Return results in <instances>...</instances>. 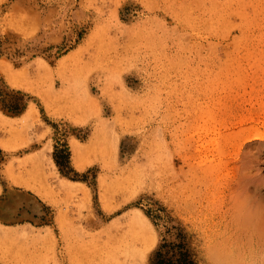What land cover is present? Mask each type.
<instances>
[{
    "label": "rangeland",
    "instance_id": "374dc122",
    "mask_svg": "<svg viewBox=\"0 0 264 264\" xmlns=\"http://www.w3.org/2000/svg\"><path fill=\"white\" fill-rule=\"evenodd\" d=\"M154 202L264 264V0H0V264H147Z\"/></svg>",
    "mask_w": 264,
    "mask_h": 264
},
{
    "label": "trees",
    "instance_id": "16d2710c",
    "mask_svg": "<svg viewBox=\"0 0 264 264\" xmlns=\"http://www.w3.org/2000/svg\"><path fill=\"white\" fill-rule=\"evenodd\" d=\"M17 107L7 111L18 114L22 107L19 109ZM53 160L62 175L67 176L64 169L73 171L69 166V149L67 146L61 150L54 148ZM78 175L74 172V176L68 178L84 181V179L78 178ZM152 206V208L143 210V213L156 228L158 240L148 257L147 264H199L191 236L184 226L157 202H154Z\"/></svg>",
    "mask_w": 264,
    "mask_h": 264
},
{
    "label": "bare ground",
    "instance_id": "6f19581e",
    "mask_svg": "<svg viewBox=\"0 0 264 264\" xmlns=\"http://www.w3.org/2000/svg\"><path fill=\"white\" fill-rule=\"evenodd\" d=\"M256 131H257V130H256ZM255 133H256V132H255ZM255 133H254V134H255ZM257 133H258V131H257ZM257 133H256V134H257ZM254 134H253V135H254ZM256 134H255V135H256ZM260 138H261V137H260ZM250 192H251V193L256 192V188H255V190H254V189L250 190V188H247V194H248V197L251 196V193H250ZM252 197H253V196H252ZM247 199H248V198H247ZM251 200H252V199H251ZM246 201H247V200H246ZM250 202H251V201H250ZM248 204H249V203L244 202V203H243V206H247ZM238 217H239V216H238ZM247 217H248V216H247ZM252 218H253V217H252ZM245 220H247V219L245 218ZM244 222L246 223V221H244Z\"/></svg>",
    "mask_w": 264,
    "mask_h": 264
}]
</instances>
